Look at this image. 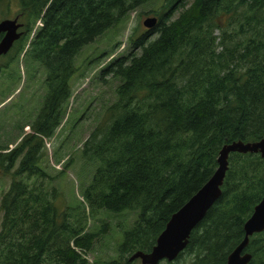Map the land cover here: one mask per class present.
Returning <instances> with one entry per match:
<instances>
[{"label": "trees", "instance_id": "16d2710c", "mask_svg": "<svg viewBox=\"0 0 264 264\" xmlns=\"http://www.w3.org/2000/svg\"><path fill=\"white\" fill-rule=\"evenodd\" d=\"M153 1L0 0L6 17L17 3L23 24L0 57V73L22 55L47 73L32 132L14 148L0 137V172L12 176L1 200L0 264H89L107 219L129 212L135 219L126 231L119 227L116 256L93 264H140L132 255L151 252L171 217L215 174L221 150L264 138V0H164L156 26L131 37L130 50L101 71L120 84L81 149L92 176L80 208L56 207L42 180L49 176L41 149L68 113L76 58ZM221 191L186 249L166 264H227L264 198V159L232 153ZM92 218L101 219L99 230H90ZM246 251L251 264H264V232Z\"/></svg>", "mask_w": 264, "mask_h": 264}, {"label": "rangeland", "instance_id": "374dc122", "mask_svg": "<svg viewBox=\"0 0 264 264\" xmlns=\"http://www.w3.org/2000/svg\"><path fill=\"white\" fill-rule=\"evenodd\" d=\"M163 2L164 0H154L134 11L126 20L108 30L77 56L75 61L77 73L70 81L73 97L68 106V113L55 136L45 139L44 147L41 149L43 157L40 166L49 176L42 180L45 181L47 190H54V201L58 209L81 207L84 184L88 185L92 176L91 166L83 167L81 149L85 140L102 120L104 108L116 101V89L120 82L111 77H102L101 71L111 60L130 50L131 37L136 38L148 30L144 26L147 19L158 20ZM13 4V10L8 17L3 15L0 9V21L17 17L19 9L16 2ZM5 63V59L0 60V64ZM46 76L44 66L28 55H22L19 61L0 73V137L5 139L3 141L9 146L12 141L15 143L21 137L18 141L20 142L22 136L32 132L30 125L44 104L47 92ZM69 161H71L69 168H65ZM11 182V173L1 171L0 228L3 218L1 200ZM134 219L135 214L130 212L119 219L116 216L107 219L110 223L109 232L99 239L94 251L86 256L88 263L93 264L96 260L115 257L119 237L121 241L124 232L120 228L126 231ZM100 220V218L89 220L90 230H99L102 226Z\"/></svg>", "mask_w": 264, "mask_h": 264}, {"label": "water", "instance_id": "95a60500", "mask_svg": "<svg viewBox=\"0 0 264 264\" xmlns=\"http://www.w3.org/2000/svg\"><path fill=\"white\" fill-rule=\"evenodd\" d=\"M157 24L156 18H149L144 26L151 30ZM19 18L0 21V57L7 55L14 43L22 37ZM232 153L259 154L264 159V138L255 143L234 142L226 145L220 152L218 169L212 178L169 220L165 230L157 239L151 252H136L130 261L139 260L141 264H160L174 262L186 249L193 230L204 220L209 210L221 196L229 156ZM245 236L240 245L230 254L227 264H251L252 255L246 251L250 238L264 232V198L255 207L252 216L244 225Z\"/></svg>", "mask_w": 264, "mask_h": 264}, {"label": "flooded vegetation", "instance_id": "af4514ba", "mask_svg": "<svg viewBox=\"0 0 264 264\" xmlns=\"http://www.w3.org/2000/svg\"><path fill=\"white\" fill-rule=\"evenodd\" d=\"M19 22L22 23L20 19H19ZM22 29H23V28H22ZM22 29H21V31H22Z\"/></svg>", "mask_w": 264, "mask_h": 264}, {"label": "built area", "instance_id": "2783aa9c", "mask_svg": "<svg viewBox=\"0 0 264 264\" xmlns=\"http://www.w3.org/2000/svg\"><path fill=\"white\" fill-rule=\"evenodd\" d=\"M39 25H41V24L39 23Z\"/></svg>", "mask_w": 264, "mask_h": 264}]
</instances>
